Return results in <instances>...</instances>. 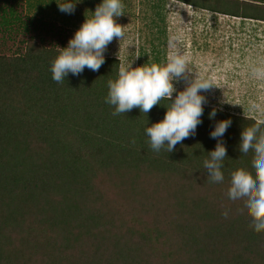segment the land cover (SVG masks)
Masks as SVG:
<instances>
[{"label": "trees", "instance_id": "obj_1", "mask_svg": "<svg viewBox=\"0 0 264 264\" xmlns=\"http://www.w3.org/2000/svg\"><path fill=\"white\" fill-rule=\"evenodd\" d=\"M19 1L0 0V32L62 36L63 26L45 12L22 20ZM175 1L264 22V0ZM160 5L151 8L164 22ZM159 27L149 39L157 64L166 58V26ZM161 34L163 44L155 42ZM67 44L47 46L30 35L16 53H0V264H264V232L226 194L232 172L252 171V154L238 150L241 132L264 131V121L208 103L194 136L170 153L153 151L145 128L166 107L113 115L105 103L121 63L113 56L97 72L85 68L55 82L51 64ZM229 117L225 179L211 183L203 167L217 144L210 132Z\"/></svg>", "mask_w": 264, "mask_h": 264}, {"label": "clouds", "instance_id": "obj_2", "mask_svg": "<svg viewBox=\"0 0 264 264\" xmlns=\"http://www.w3.org/2000/svg\"><path fill=\"white\" fill-rule=\"evenodd\" d=\"M80 2L82 0H63L57 4L61 12L71 15ZM91 12V17L86 16L67 46L61 48L52 61L50 71L57 83H62L69 74L81 75L85 68L99 71L105 63L108 45L114 39L120 42L125 38L123 25L117 22V18L125 14L123 0H101ZM168 46L170 49L175 47L171 38ZM255 73L258 77L264 76V69H256ZM181 82L185 87L178 90L177 85ZM212 86L210 80L192 75L185 55L172 52L164 64L145 63L133 67V63H120L117 77L107 81L105 103L113 106V115L126 114L133 108L148 114L158 104L166 107L163 119L148 124L145 135L153 151L159 152L166 147L170 153L178 143L194 136L198 125L203 123L208 104L203 93ZM162 101L167 103L162 104ZM217 114L218 109L213 107L208 113L209 120L215 121ZM232 122L231 117L216 121L210 132V138L217 140V144L203 162L208 182L220 183L225 179L222 168L228 155L222 138ZM238 150L242 157L252 154V171L238 169L232 172L226 194L230 201L243 204L244 211L253 221L254 231L264 232V131L260 126L244 128ZM230 211L225 209L222 215L228 218Z\"/></svg>", "mask_w": 264, "mask_h": 264}, {"label": "rangeland", "instance_id": "obj_3", "mask_svg": "<svg viewBox=\"0 0 264 264\" xmlns=\"http://www.w3.org/2000/svg\"><path fill=\"white\" fill-rule=\"evenodd\" d=\"M43 1L20 0L16 7L18 14L27 21L32 16H44L45 12V18H55L63 26L62 36L59 37L58 32L34 28L27 34L19 28L10 34L0 32V53H16L30 35L41 36L45 45L58 47L60 42L73 37L86 16L91 17V11L101 3V0H82L69 15L59 10V0H47L44 4H49L45 9ZM158 3L164 22L155 17L151 8ZM123 5L125 14L117 18V22L123 25L125 38L120 42L114 39L105 56L117 57L121 63H133V67L151 64V30L159 34L158 27L166 26L163 64L172 52L185 55L192 75L208 79L213 84L208 92L203 93L209 104L264 121V76L258 77L255 73L256 69H264V22L247 20L243 28L236 19L227 17L223 22V15L204 12L175 0H123ZM252 37L257 39L253 40L257 45L255 51V47H248L247 39ZM159 38L155 42L163 44V34ZM170 38L175 45L171 49L168 46ZM177 87L183 90L185 84L181 82Z\"/></svg>", "mask_w": 264, "mask_h": 264}, {"label": "crops", "instance_id": "obj_4", "mask_svg": "<svg viewBox=\"0 0 264 264\" xmlns=\"http://www.w3.org/2000/svg\"><path fill=\"white\" fill-rule=\"evenodd\" d=\"M223 18H221L222 19V21L224 22V20H225V18H227L226 16H222ZM230 18H233V19H236V20H238L240 23L239 24H241V27H243L244 28V25L245 24H247L246 23V21L247 20H242V19H240V18H234V17H230ZM233 19H231V20H233ZM216 20H217V16H216ZM220 22V21H219ZM226 22H227V20H226ZM215 24H216V21L214 22ZM221 23V22H220ZM213 25V26H216V25ZM215 28V27H214ZM253 40H257V39H254V37H252L251 39H247V41H248V47H255V48H253V50L255 51V50H257V45H255L256 43H253ZM242 48V47H241ZM249 50V49H248ZM161 64H163V62L161 63ZM251 66V65H250Z\"/></svg>", "mask_w": 264, "mask_h": 264}]
</instances>
